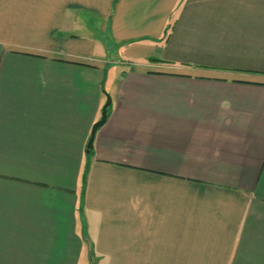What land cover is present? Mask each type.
I'll return each instance as SVG.
<instances>
[{"label": "crops", "instance_id": "obj_1", "mask_svg": "<svg viewBox=\"0 0 264 264\" xmlns=\"http://www.w3.org/2000/svg\"><path fill=\"white\" fill-rule=\"evenodd\" d=\"M86 236L95 264H264V0H0V264H86Z\"/></svg>", "mask_w": 264, "mask_h": 264}, {"label": "rangeland", "instance_id": "obj_2", "mask_svg": "<svg viewBox=\"0 0 264 264\" xmlns=\"http://www.w3.org/2000/svg\"><path fill=\"white\" fill-rule=\"evenodd\" d=\"M100 22H101V29L103 30V25H104L105 21L101 20ZM97 25H98L97 27L99 29V24H97ZM72 35H77V36H80L81 38H85V39H93V41H94V37H97V36H94V34L90 32V30H85L82 27L81 28L76 27L73 30ZM103 42H104V44H106V42L104 40H103ZM99 43H96V47H97V49L100 50V52H102L101 57L103 56L105 58V60H109L110 54L107 52H104L105 49H104L103 44L100 45ZM111 47L113 48V46H111ZM118 56H119V59H121V53L120 52H119ZM105 70L106 71H105V74L103 77V88L106 90V92H107L106 94L109 95L111 100H112L111 96L114 93V88L118 84V82L121 80V76H122L123 72L127 71V66H125V65H113V66L107 65ZM104 104H105V102L103 103V105ZM85 239L86 240H85L84 257H86V264H90V263L93 264L92 260L95 264V259L93 256V248H92L93 247V243H92L93 241L91 239H89L88 236H86ZM106 264H109V263L106 262Z\"/></svg>", "mask_w": 264, "mask_h": 264}, {"label": "water", "instance_id": "obj_3", "mask_svg": "<svg viewBox=\"0 0 264 264\" xmlns=\"http://www.w3.org/2000/svg\"><path fill=\"white\" fill-rule=\"evenodd\" d=\"M105 98H106V101H105V104L102 106L100 119L97 122H95L94 125L92 126L90 137L86 145V152H89L90 150L93 149V142H94L96 132L98 131L99 128H101L106 123L108 108L111 106L112 100L110 96L107 94H105Z\"/></svg>", "mask_w": 264, "mask_h": 264}, {"label": "trees", "instance_id": "obj_4", "mask_svg": "<svg viewBox=\"0 0 264 264\" xmlns=\"http://www.w3.org/2000/svg\"><path fill=\"white\" fill-rule=\"evenodd\" d=\"M111 107V106H110ZM110 107L108 108V112L110 111ZM107 112V113H108ZM92 152H93V149L92 150H90L89 152H87V156L89 155H91L92 154ZM86 168H87V166H86ZM85 168V171H84V174H83V182H82V184H83V186L86 184L85 182H86V173H87V169Z\"/></svg>", "mask_w": 264, "mask_h": 264}]
</instances>
